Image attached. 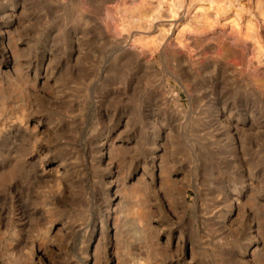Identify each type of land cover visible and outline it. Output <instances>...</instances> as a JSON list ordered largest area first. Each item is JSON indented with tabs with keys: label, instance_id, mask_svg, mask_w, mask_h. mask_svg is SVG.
<instances>
[{
	"label": "rangeland",
	"instance_id": "1",
	"mask_svg": "<svg viewBox=\"0 0 264 264\" xmlns=\"http://www.w3.org/2000/svg\"><path fill=\"white\" fill-rule=\"evenodd\" d=\"M0 264H264V0H0Z\"/></svg>",
	"mask_w": 264,
	"mask_h": 264
},
{
	"label": "bare ground",
	"instance_id": "2",
	"mask_svg": "<svg viewBox=\"0 0 264 264\" xmlns=\"http://www.w3.org/2000/svg\"><path fill=\"white\" fill-rule=\"evenodd\" d=\"M117 46H118V44H117ZM119 46H120V45H119ZM135 46H136V45H135ZM120 47H121V46H120ZM134 48H135V47H134ZM13 125H14V124H13ZM13 127H14V126H13ZM143 182H144V181H143ZM143 182H142V183H143ZM156 243H157V242H156ZM148 251H149V250H148ZM117 261H118V260H117ZM115 262H116V261H115Z\"/></svg>",
	"mask_w": 264,
	"mask_h": 264
}]
</instances>
